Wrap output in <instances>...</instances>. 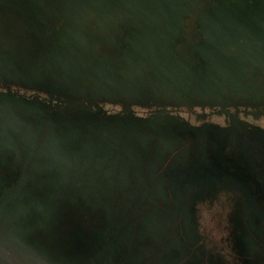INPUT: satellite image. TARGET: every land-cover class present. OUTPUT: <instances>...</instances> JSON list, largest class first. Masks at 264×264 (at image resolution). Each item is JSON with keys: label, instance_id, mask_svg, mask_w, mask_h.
<instances>
[{"label": "flooded vegetation", "instance_id": "flooded-vegetation-1", "mask_svg": "<svg viewBox=\"0 0 264 264\" xmlns=\"http://www.w3.org/2000/svg\"><path fill=\"white\" fill-rule=\"evenodd\" d=\"M123 2L70 10L63 0H0V59L8 64L0 97L7 103L86 123L115 118L134 126L149 118L148 126L176 137L172 153L157 134L149 154L131 162V175L155 172L158 183L142 185L149 191L136 216L121 217L123 195L113 206L110 196L96 207L80 202L83 213L71 212L66 223L76 242L54 263L264 264V0H186L177 15L143 14ZM152 31L174 52L166 58L171 77L175 71L186 81L168 85L144 61L134 87L125 88L127 53ZM57 38L72 42L54 47ZM46 62L56 67L47 72ZM173 96L178 104L169 103ZM122 161L115 168L107 160L105 170L122 175ZM9 173L0 167V176ZM172 190L183 192L180 206ZM0 193L7 230L12 193L1 182Z\"/></svg>", "mask_w": 264, "mask_h": 264}, {"label": "water", "instance_id": "water-1", "mask_svg": "<svg viewBox=\"0 0 264 264\" xmlns=\"http://www.w3.org/2000/svg\"><path fill=\"white\" fill-rule=\"evenodd\" d=\"M89 2L95 7H104V0H63L70 10L87 8ZM123 7L143 14L170 10L177 15L187 8V4L186 0H124ZM145 16L142 15V18ZM158 34L159 31H152L138 47L129 49V62L122 76L125 88L134 87L136 75L144 61L155 68L164 83L170 85L176 80H182L175 71L171 77L170 64L166 63V58L175 55L171 47L157 38ZM68 42L72 41L59 38L53 41L57 44L54 47ZM207 50L210 57L215 56L214 41L207 46ZM1 56L6 60L5 54L0 53V58ZM4 59H0V72L8 65L3 64ZM134 65H137L136 68ZM44 66L48 72L55 65L51 66L50 62H46ZM67 66L70 67L71 64L68 63ZM185 81L182 80L183 83ZM177 98L169 97V103L178 104ZM34 109H24L17 103L9 104L0 97V167L6 168L9 174L13 173L0 176L1 184L9 186L12 193L10 203L13 204L11 213L3 216V219H9L8 223H11L9 229H3V221H0V264H55L54 255L58 251L71 252L73 246L70 244L75 240L76 234L66 223L69 222L71 212L73 215L74 211L83 213L80 202L85 206L96 207L107 202L110 196L113 206L122 201L123 195L124 210L121 217L125 216L127 221L136 214L148 195L149 190L143 189L142 185L146 182L155 186L158 184L155 172L147 177L144 174L139 176L136 173L139 171H133L131 175V162L136 157L143 160L144 155L149 154L155 145L153 143L157 134L168 141L162 145L169 146L168 152L172 153L174 150L173 140L176 137L169 136L165 129L148 126L153 121L149 118L139 120L134 126L123 125L116 122L115 118L98 124L86 123L87 120L83 118H59L55 114L48 116L33 112ZM161 149L164 151L163 147ZM120 158L126 164L122 175L118 176L116 170H105L107 160L113 161L116 168ZM159 193V190L155 191V195ZM171 194L174 205L180 206L183 203V192L172 190ZM155 195L149 196L152 201ZM136 198L137 208L126 216ZM15 203H18L17 207ZM64 204L66 213L60 217ZM20 233H26L27 237H19ZM117 235L118 231L114 236ZM76 249L79 252L77 246ZM105 250H108V246Z\"/></svg>", "mask_w": 264, "mask_h": 264}]
</instances>
